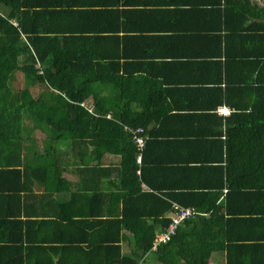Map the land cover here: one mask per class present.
I'll return each mask as SVG.
<instances>
[{
	"label": "trees",
	"instance_id": "16d2710c",
	"mask_svg": "<svg viewBox=\"0 0 264 264\" xmlns=\"http://www.w3.org/2000/svg\"><path fill=\"white\" fill-rule=\"evenodd\" d=\"M54 1L0 0V254L34 251L28 264H66L64 253L82 249L67 246V238L51 230L58 227L56 219L49 218L48 228L47 219L33 218L25 201L36 187L52 196L62 171L68 165L76 170L80 163L89 165L81 169L85 175L96 177L115 168L123 189L128 179L133 194L142 197L131 211L124 206V215L116 219L131 229L138 249L123 256L124 264H138L152 250L158 230L167 228L171 219L160 215L171 203L140 191V180L156 188L165 185L151 183L148 171L138 175L143 148L134 138L137 132L149 146L179 145L197 160L177 161L170 169V161L160 158L165 163L160 170L174 179L173 186L178 182L170 196L211 211L198 229L193 224L201 214L195 209L171 241L153 250L156 257L168 263L177 252L185 264H208L210 252L226 247L230 264H256L246 259L244 248L264 245V216L251 215L256 209L264 212V136L252 144L254 150L257 144L263 148L256 156L236 130L243 124L264 127V117H258V126L252 116L236 128L232 118L215 110L220 104L245 107L231 102L235 96H264V0H223L221 33L212 35V42H203L195 24L197 15L203 22L199 6L215 0H197L198 6L196 0H63L65 7ZM178 47L182 51L176 54ZM16 70L25 80L19 90L9 85ZM224 120L227 165L221 162V130H215ZM36 129L45 136H34ZM249 156L254 159L248 161ZM106 161L118 166L104 167ZM224 176L228 193L224 204H217ZM233 223L248 229L246 235L231 236ZM215 226L226 233L224 239L211 230ZM192 237L199 240L194 247L188 244ZM182 240L189 245L185 252ZM0 264L14 263L3 258Z\"/></svg>",
	"mask_w": 264,
	"mask_h": 264
},
{
	"label": "crops",
	"instance_id": "0c3cea01",
	"mask_svg": "<svg viewBox=\"0 0 264 264\" xmlns=\"http://www.w3.org/2000/svg\"><path fill=\"white\" fill-rule=\"evenodd\" d=\"M182 1L188 4H192L194 0H192V2L190 0ZM54 2L59 3L54 5L56 7H65L64 5H66V1L63 0ZM106 4V7L116 6L110 5V3ZM199 4L200 3H198L196 0L195 5L198 6ZM138 6L141 7V5ZM223 9V0L221 2H218V0H215V2H207L202 6V8L201 5L199 6V19L203 20V22L197 21V15L195 26L198 30L203 31V42L207 40H209V42H212V39H210V37L217 32L221 33L220 28L218 27L220 25V21L223 18ZM99 19V17L94 18V20L96 21H99ZM100 24L102 25L105 23L102 20ZM112 25L114 26V24ZM213 48L215 49L216 47L213 46ZM173 49L176 54L182 51L180 47H178L177 49ZM207 50H210V47ZM165 51H169V48ZM180 56L181 55H176L177 58H179ZM175 87L177 88V85H175ZM231 100L232 103L245 105V107L239 106L242 108H236V106H234L233 104H220L215 110L216 114L225 117V119L228 117L232 118V120H234L232 126H235L236 128L238 126V123L243 124V121L248 120L252 116L256 117V119L253 120L256 123V126L259 125L258 121L256 120H259L258 117H264V96L257 98L253 96H235L234 98H231ZM219 107H226L228 111L220 112ZM226 122L227 121L224 120L220 128L215 127L216 131L220 132L221 130L220 138L223 141V149L225 152V154L223 155V158L224 156L225 158L221 161L223 165H227L226 149H228V147H226V141L229 136V128L226 126ZM188 129L190 130L191 127ZM236 131L238 132L239 138L244 140L246 150H248L249 148L253 149L252 144H254V142L259 143V139L264 136V127L247 128L246 125L243 124V128H238ZM135 135L139 136L137 132L134 133V136ZM145 141L146 140H144L143 143L142 153L137 155L136 162L139 165V167L137 168V173L139 176H141L144 171H148V175H146V177H148L151 183L163 184L165 186L156 188L155 186H151L146 183V181L140 180V191L143 193L148 192L152 195L154 194V197L158 196V199L166 200L171 203L170 209L160 215L162 217H170L174 209L173 206L175 204L194 208L195 206L193 205L181 204L175 197H173V194L172 196L168 194L173 193L172 189H175L174 187L178 182L173 186L174 179L170 176H166L169 173H162L160 167L164 168L165 166V163L161 159L170 161L168 162V165H166L167 168L169 167L170 169L176 166L177 161H179L181 165H184L188 163L195 164L197 160H192L186 150H183V148H181L179 145L178 147L171 146V148L168 147L164 149L163 147H166V145L164 146V144L154 145L156 146L154 147L147 145ZM231 141L236 142L240 149L245 148L240 140L238 141L231 138ZM255 149L257 151L253 149L254 152L251 153L257 156L258 152H260L263 148L261 145L257 144L255 145ZM168 154L172 156L166 157V155ZM252 159H254V157L249 156L248 161ZM103 166L115 167L118 166V164H111L109 163V161H106ZM72 167V165H68L67 168L62 171V179L54 181V186H52L53 191L49 192L52 196H46V192H44L46 190L44 188L36 187L35 193L31 194L28 199H25V201L27 202L29 214L33 215V218L36 217L37 219H47L46 221L48 222L46 224L48 228L50 227L52 219H56L58 221V227H56L57 229L55 230H51L57 231V235L63 236L65 237V239L67 238V240L65 241L67 246L73 247L74 245H76L78 247H82V249L70 248L74 249L75 252L73 250H69L67 253H64L63 257L66 264H124L126 258L123 256L128 254L132 255L134 252H138V249H136L135 242L133 241L131 229H129V227L125 228L117 225L116 219H121L120 217L124 215V211H126V208H124V206H127L129 204L128 210L131 211V205L140 203L142 197L133 194V190L131 189L132 186H130L131 184L129 183L128 179H126V183L128 186L126 188V186L124 185L123 189L122 184L118 181L121 180V177L119 176L115 168L110 170L109 176L99 175V177H96L95 175H85L87 171L81 170L88 169V164L78 163L75 165V167L77 168L76 170H74V168L72 169ZM262 175H264V173ZM224 183L225 186L223 191L221 192L220 197L216 201L217 204H224L226 194L228 193L229 184L227 177L225 176ZM260 184H263L262 188L264 189V183ZM134 190L138 191V189ZM261 202L263 201H259V203ZM140 209L142 210L141 206ZM198 210L197 213L201 215H198L200 217L197 216V222H195L193 225L200 229L201 222H204L202 217H206L209 220L211 211L206 212L202 208ZM222 211L225 213L224 207L222 208ZM251 215L264 216V212L260 211V209H256V211ZM153 221L155 222L156 219ZM211 230L219 231L223 239L225 238L226 233H224L221 227H216ZM247 230L248 229H246L244 232V229L241 227V223L240 228L237 223H233V225L230 227L229 232L230 235L236 239L239 237V235H246ZM160 231L162 230L159 229L158 232ZM251 238L252 236H248L247 239ZM38 241L37 243H39ZM183 241L184 240H182L180 243L182 244V246H180V251L185 252L184 250H182L183 248H186L188 244H190L191 247H194L199 240L192 237L190 239V243L188 242V244L187 242ZM23 243L25 242L23 241ZM89 243H93L94 245H90ZM92 246L99 248L95 251V249L91 248ZM259 246H246L244 248V251L247 255L246 259H248L250 263L258 264L264 262V251H262L264 250V245ZM206 247L207 246H205V248ZM153 250H155L154 246L151 251L142 256V258L138 259V264H185L184 258L176 257L177 252L176 254L174 253V258L172 259V261L164 263L156 257V253ZM22 252L24 254L18 252L7 256H2V254H0V261H2L3 258H6L9 262L14 264H28L29 259L33 258L35 252L31 251L29 253H26V250H23ZM227 253L228 251L226 247H220L219 249L213 250L212 252H210V255L208 257V264H230L227 259ZM60 256L61 255H58L56 257V261H58L62 257ZM246 262L249 263L248 261ZM236 263L239 262L237 261Z\"/></svg>",
	"mask_w": 264,
	"mask_h": 264
},
{
	"label": "built area",
	"instance_id": "2783aa9c",
	"mask_svg": "<svg viewBox=\"0 0 264 264\" xmlns=\"http://www.w3.org/2000/svg\"><path fill=\"white\" fill-rule=\"evenodd\" d=\"M81 105L86 106V102H81ZM90 111L92 108H89ZM222 108L220 109V111ZM136 139L138 146L140 149L143 147L144 138L139 137L137 135L134 136ZM140 158V156H139ZM173 212L170 216V222L167 228L163 229L162 231L158 232L155 238V244L153 245L156 248L161 243H167L173 239V237L177 234L179 227L189 218H191L195 213V209L193 207H185L175 204L173 206Z\"/></svg>",
	"mask_w": 264,
	"mask_h": 264
},
{
	"label": "rangeland",
	"instance_id": "374dc122",
	"mask_svg": "<svg viewBox=\"0 0 264 264\" xmlns=\"http://www.w3.org/2000/svg\"><path fill=\"white\" fill-rule=\"evenodd\" d=\"M9 85L13 90H19L25 86V80H24L22 71L16 70L12 74L10 81H9ZM37 91L39 92V90ZM33 133H34V136L36 137L45 136V134L40 129L34 130Z\"/></svg>",
	"mask_w": 264,
	"mask_h": 264
},
{
	"label": "clouds",
	"instance_id": "9594fccd",
	"mask_svg": "<svg viewBox=\"0 0 264 264\" xmlns=\"http://www.w3.org/2000/svg\"><path fill=\"white\" fill-rule=\"evenodd\" d=\"M220 109H221V107H220ZM219 111H220V110H219ZM224 111L227 112L228 109H227L226 107H223L222 110H221L220 112H224ZM169 218H170V217H169Z\"/></svg>",
	"mask_w": 264,
	"mask_h": 264
}]
</instances>
